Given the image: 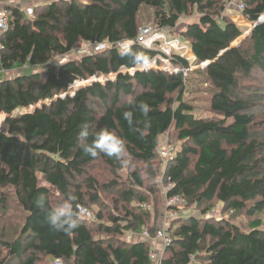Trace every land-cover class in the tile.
<instances>
[{
  "label": "trees",
  "instance_id": "1",
  "mask_svg": "<svg viewBox=\"0 0 264 264\" xmlns=\"http://www.w3.org/2000/svg\"><path fill=\"white\" fill-rule=\"evenodd\" d=\"M240 1L245 4L242 16L255 25L264 14V0ZM10 9L8 30L0 36V116H5L0 127V264H156L150 253L161 226L148 229L150 238L142 235L151 217L143 206L146 195L155 191L160 168L144 174L133 164L163 160L157 150L170 131L182 146L165 171L164 180L172 185L167 197L181 198L201 216L178 218L160 264H264L263 220H252L246 230L231 220L243 213L264 215V135L254 131L258 94L244 84L255 71L264 72V23L244 36L218 0H54L34 18L18 7ZM147 9L158 29L177 32L196 65L207 66L191 71L192 77L140 70L131 56H121L116 45L123 41L134 42L132 49L145 62L160 55L136 43ZM194 10L198 20L184 23ZM85 43L108 48L55 61ZM171 63L191 67L179 55ZM27 68L32 73H25ZM19 69L12 77L2 74ZM112 75L70 91L78 81ZM195 86L204 89L208 117L198 116L189 99ZM141 103L150 106L147 117ZM126 111L133 113L131 125L124 119ZM85 124L88 143L105 128L124 138L129 184L120 181L126 167L118 160L102 153L93 158L80 146L78 133ZM99 161L116 177L101 187L90 173ZM119 187L125 206L119 208L116 201L115 210L124 216L109 214L104 223L102 211L92 212L95 220L78 212L79 226L68 233L47 222L51 209L69 195L77 210L81 205L92 211L88 203H100L103 188ZM6 189L25 214L17 236L2 227L9 204ZM41 197L47 201L44 209L37 206ZM216 203L225 205L231 219L206 216ZM129 233L138 239H123Z\"/></svg>",
  "mask_w": 264,
  "mask_h": 264
},
{
  "label": "rangeland",
  "instance_id": "2",
  "mask_svg": "<svg viewBox=\"0 0 264 264\" xmlns=\"http://www.w3.org/2000/svg\"><path fill=\"white\" fill-rule=\"evenodd\" d=\"M54 0H21L20 1V9L23 11L24 15L29 17V18H34L39 14L40 10L42 7L50 3ZM219 5H221L224 8V15L232 19L234 22H236L243 30L244 36H248L251 33L252 30V24H250L247 21L243 20L242 13L239 11L238 5L237 4H232L229 0H218ZM240 16V17H239ZM242 16V17H241ZM199 14L196 10L193 11V14L184 19V23H189L198 20ZM141 26H152L154 29H158L156 25L154 24L153 21V11L152 10H145L143 11V14L141 16ZM236 20V21H235ZM244 21V22H243ZM170 37L177 38L184 42L185 44L186 41L182 40L177 32L175 33H168ZM239 39L236 43L238 44L240 42ZM84 46V45H83ZM80 47L77 50H74L71 52V54L65 56L64 58L61 57H56L55 61L58 62L60 59L62 61H65L66 59H73V58H79L81 55L86 53L84 51V48ZM107 44H100L92 48V50L88 52H103L106 50ZM158 49L159 47L156 46ZM178 55V54H177ZM55 62V63H56ZM192 66L198 67L195 62L189 61ZM62 63V62H61ZM162 65V64H161ZM172 65V64H171ZM168 65L166 67L167 72L170 73L172 68H174V65ZM164 67V63L162 65ZM201 69H203L202 65H200ZM23 69L19 70H13L9 72H4L2 73L4 77H12L15 76L17 73H21ZM32 68H27L25 73H32ZM192 76L191 72L189 74ZM194 77V75L192 76ZM115 76H109V77H99V78H91L87 81H78L76 82L70 89V91H73L75 89H79L83 86H86L90 84L93 81H97V79L101 82H105L108 79H114ZM244 84L248 86V89H250L251 93H257L258 95L255 96V108H254V114L256 116V123L254 125V131L257 134H262L264 135V72H261L260 70L255 71V73L252 75V77L246 81H244ZM205 88V87H204ZM193 89H196L195 92L193 90V94L189 96V99L192 101L194 106H196V114L198 116L202 117H208L210 116V113L208 111L207 107V102L203 98L204 95V89H200L197 86L193 87ZM253 90V91H252ZM5 118L4 115L0 116L1 120H4ZM4 122V121H3ZM2 125V124H1ZM0 125V126H1ZM162 145L169 144L171 147L174 148V153L178 151V149L181 148L182 144L181 142L177 139V135L175 132H168L162 137L161 141ZM175 155L171 157L170 160H156L152 163V165L149 164H143V163H136L133 164V170L140 171L144 174H146V170H149V168H160V172L157 175V179L154 182V192L151 195H146L148 198V202L143 206L146 211L149 213L151 216L150 218H147V223L143 229V232L149 231L148 229L155 227L157 229L162 227L164 224L169 226L170 230H174L177 227V220L178 218H183V217H189V216H201L200 211L196 209L194 206H189L186 204L184 201H180L179 204H177L176 207V217L175 221H172V219H167V212H168V200L169 198L167 197L168 194V189L170 188L167 182L164 180L165 176V171L167 168V165H169V162L172 160V158ZM131 169L126 167L122 171L119 172L120 176V181L124 184H129L128 181V176L130 173ZM90 173L98 180V183L101 186H104V184H109L111 180H116V177L110 172L108 167L103 163V162H97L93 167L90 169ZM145 178L147 179L148 177L144 175ZM147 188L145 187L143 189V193H146ZM5 193L9 194V204L8 208L5 213V218L2 224V227L5 228L6 231L9 233H15V236H17L20 233V230L24 224V212L20 207L17 206L14 198L12 197V190L11 189H6L4 190ZM120 195H121V189L119 187V190L117 189H112V190H105L104 188L101 190L100 196H101V201L98 204H91L90 202L88 203V207L92 210L91 212L97 214L98 212L102 211L103 214L105 215V219L103 220L104 223L108 222V215L109 214H120L124 216L125 212L123 210H115V205L116 201H120ZM59 201V200H58ZM118 207L121 208L124 205V202L120 201L118 203ZM134 206L138 205L136 201H134ZM131 210L134 211L133 208L130 207ZM209 218H215L216 220H221V219H231L229 213L225 210V205L221 203H216L214 210L206 215ZM260 218L264 222V215H257V216H248L246 213L240 214L237 217H234L231 219L235 224L239 225L243 229L246 230L247 225L254 219ZM143 235V234H142ZM95 237H105L104 234H99L95 233ZM139 236L133 233L127 234L123 239L127 241H133L134 239H138ZM157 244H153L154 248H158L160 242H156Z\"/></svg>",
  "mask_w": 264,
  "mask_h": 264
},
{
  "label": "built area",
  "instance_id": "3",
  "mask_svg": "<svg viewBox=\"0 0 264 264\" xmlns=\"http://www.w3.org/2000/svg\"><path fill=\"white\" fill-rule=\"evenodd\" d=\"M232 4H237L239 11L242 13L245 9V4L241 2L240 0H229ZM10 16H11V9L10 6H0V36L5 33L8 30L9 22H10ZM264 23V14L260 17L259 21L255 23V25H252V28L258 24ZM171 29H154L152 26H145L140 29L138 38L136 40V43L141 45L147 50H157L160 55L154 59L151 62H144L139 66L140 70H147V69H153V70H163L167 72L168 69L166 67L168 65H171V58L174 55H179L182 58H185L188 61L196 62V57L191 51V48L188 44H185L181 40L170 37L168 33L171 34ZM134 44V42L130 41H123L116 45L117 48L123 49L124 47L131 46ZM100 45L97 43H85L83 48L86 53L95 46ZM156 46L159 48L157 49ZM108 47V45H107ZM3 48L2 42L0 40V49ZM164 63V67H162ZM162 64V65H161ZM166 65V67H165ZM173 65V64H172ZM171 65V66H172ZM207 64H202V67L205 68ZM172 70L170 71V74H175L178 72H184L185 75H188L191 71L199 68L194 67L191 65L189 69H181L173 66ZM5 119V118H3ZM4 120L0 119V125L3 123ZM1 127V126H0ZM159 156L163 160H170L174 153V148L171 147L169 144L161 145L157 150ZM173 159V158H172ZM172 185L169 184V187ZM182 201L179 197H174L172 199L168 200V212H167V219H174L176 217V207L179 202ZM78 212L81 217L89 219V220H95V216L92 214L91 211H89L87 208L79 205L78 206ZM143 236L146 238H150V233L148 231L143 232ZM155 244L156 242H160L158 248H152L151 249V259L156 263L160 264L161 259L163 257L164 251L168 245L172 242V237L170 233L169 226L164 224L157 232L156 237L154 238ZM56 264H63L62 261H56Z\"/></svg>",
  "mask_w": 264,
  "mask_h": 264
},
{
  "label": "clouds",
  "instance_id": "4",
  "mask_svg": "<svg viewBox=\"0 0 264 264\" xmlns=\"http://www.w3.org/2000/svg\"><path fill=\"white\" fill-rule=\"evenodd\" d=\"M121 56H131L136 64L144 63V57L135 52L131 46L124 47L120 50ZM131 103V102H130ZM140 111L145 117L149 115L150 106L146 103L139 105ZM124 119L131 125L133 123V113L131 111L124 112ZM90 137V129L87 124L83 125L78 133V143L93 158L98 154H104L107 157L115 158L124 167H128L131 161L126 159L127 147L123 137L116 132L107 128L101 129L94 134V139L88 143ZM37 206L44 209L47 201L41 197L37 201ZM47 222L57 231L68 233L79 226L78 210L74 207V197L69 195L64 201L51 209L47 215Z\"/></svg>",
  "mask_w": 264,
  "mask_h": 264
},
{
  "label": "crops",
  "instance_id": "5",
  "mask_svg": "<svg viewBox=\"0 0 264 264\" xmlns=\"http://www.w3.org/2000/svg\"><path fill=\"white\" fill-rule=\"evenodd\" d=\"M20 1L21 0H0V6H14V7H18L19 8L20 7ZM242 18H243L244 21H246L244 17H242Z\"/></svg>",
  "mask_w": 264,
  "mask_h": 264
}]
</instances>
